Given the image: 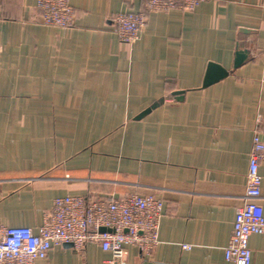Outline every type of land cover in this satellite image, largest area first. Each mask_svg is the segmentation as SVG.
<instances>
[{"label": "crops", "instance_id": "1", "mask_svg": "<svg viewBox=\"0 0 264 264\" xmlns=\"http://www.w3.org/2000/svg\"><path fill=\"white\" fill-rule=\"evenodd\" d=\"M36 1L0 2V224L35 231L65 195H152L163 204L158 242L150 256L127 247L125 264H232L224 248L264 125V0L149 14L132 45L111 18L146 0H67V29L42 24ZM238 48L249 59L234 68ZM209 62L227 75L202 88ZM248 247L250 264H264V234ZM110 257L62 244L37 264Z\"/></svg>", "mask_w": 264, "mask_h": 264}, {"label": "built area", "instance_id": "2", "mask_svg": "<svg viewBox=\"0 0 264 264\" xmlns=\"http://www.w3.org/2000/svg\"><path fill=\"white\" fill-rule=\"evenodd\" d=\"M203 1L206 0H146L143 10L118 13L111 18V23L119 41L132 45L139 39L149 14L174 9L190 12ZM34 8L44 25L61 29L72 25L74 12L67 0H37ZM257 124L260 126V121ZM261 163H264V125L253 131L244 201L235 212L229 241L224 248V259L232 264H250L248 240L252 235L264 234V211L258 203ZM162 210L159 198L137 193L121 198L56 197L35 231L29 227L0 224V264L45 262L50 250L62 244H71L75 252H80L86 244H97L102 251L110 253L107 264H125L127 247L131 246L150 256L158 242ZM100 228L105 231L100 232Z\"/></svg>", "mask_w": 264, "mask_h": 264}, {"label": "water", "instance_id": "3", "mask_svg": "<svg viewBox=\"0 0 264 264\" xmlns=\"http://www.w3.org/2000/svg\"><path fill=\"white\" fill-rule=\"evenodd\" d=\"M248 59H249L248 52L246 50L238 48L236 50V53H235L233 67L236 68V67L240 66L241 64H243ZM226 75H227L226 70H224L222 67H220L219 65H217L215 63L209 62L207 64V68H206V71L204 74V78H203L201 87L204 88L208 85H211V84L223 79ZM182 95H183L182 91H177V92L172 93V96L174 97V99L176 101L181 100ZM99 231L104 232L105 229L100 228ZM107 231H109V230H107ZM64 245L67 248H71V244H64Z\"/></svg>", "mask_w": 264, "mask_h": 264}]
</instances>
